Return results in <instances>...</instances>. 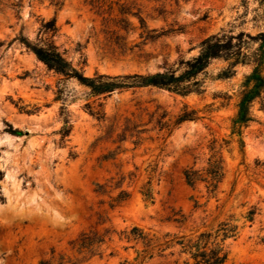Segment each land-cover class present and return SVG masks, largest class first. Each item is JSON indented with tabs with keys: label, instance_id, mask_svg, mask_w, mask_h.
<instances>
[{
	"label": "rangeland",
	"instance_id": "rangeland-1",
	"mask_svg": "<svg viewBox=\"0 0 264 264\" xmlns=\"http://www.w3.org/2000/svg\"><path fill=\"white\" fill-rule=\"evenodd\" d=\"M52 18L56 44L85 77L180 75L212 36L253 55L264 0H0V264H141L142 244L124 234L133 227L163 239L217 235L223 224L231 231L227 264H264L260 104L243 129L244 154L236 142L224 149L216 192L184 178L187 168L207 166L213 138L237 139L233 120L253 63L213 59L198 75L200 93L187 96L138 88L91 97L89 87L49 70L19 41L43 38L40 28ZM99 104L103 120L89 110ZM185 108L197 119L177 124ZM178 250L144 264H184L190 256Z\"/></svg>",
	"mask_w": 264,
	"mask_h": 264
},
{
	"label": "trees",
	"instance_id": "trees-1",
	"mask_svg": "<svg viewBox=\"0 0 264 264\" xmlns=\"http://www.w3.org/2000/svg\"><path fill=\"white\" fill-rule=\"evenodd\" d=\"M58 32L59 28L57 27L56 19L52 18L44 22L40 28L39 36H43V38L39 37L37 41H32L28 37H21L19 41L26 49L33 52L37 59L45 64L49 70L66 78H76L80 83L89 87L91 89V97H107L108 95H112L116 90L138 88H160L187 96L194 92L200 93L202 84L198 80V75L205 71L213 59L236 56L235 62L232 65L238 64L242 57L252 62L254 68L252 73L246 77L243 84L238 112L233 120L232 137H237V139L219 142L218 139L213 138L208 147L210 156L207 160V166L203 169H197L193 165L184 171V178L189 186L195 187L198 183L204 182L212 193L219 189L226 173V162L223 155L224 149L236 142L239 145L241 153L244 154L243 129L255 121L254 107L257 102L260 104V109L264 111V32L260 33L258 37L260 41L259 49L251 56L238 51L232 40H224L212 36L202 42L200 55L194 58L192 62H188L186 71L180 75H176L175 71L166 70L153 75H98L94 78L85 77L68 61L65 53L61 51L55 42ZM1 45L2 43H0ZM224 77H228V74H225ZM61 93L60 89L58 91L59 96ZM89 110L97 119L103 120L105 118L102 104H99V109H93L89 106ZM193 114L194 111H188L185 108L184 113L178 117L176 123L181 124L185 121L196 120L197 118ZM166 116V114L161 115L158 119V124L161 127H164L166 124L164 122ZM64 123V132L68 135L70 133L68 117H66ZM11 132L19 136L24 135L19 130L11 129ZM225 227L226 225L223 224L222 228L217 231V235H214L212 232H202L196 236L166 234L163 239L146 233L139 227H133L129 233L125 232L124 234L128 242H133L134 246L142 244L143 249L140 252L138 251L137 257V260H140L141 264L154 259L156 256H163L167 250L174 249H179V256H190L189 260H186L184 264H227L229 252L225 248L224 243L230 237L229 232L231 231H228ZM220 230H223L224 233L221 241H218ZM85 239V235L80 239L82 246L88 245ZM174 253L172 252L171 255H174ZM190 260H193V263ZM40 264L50 263L44 261Z\"/></svg>",
	"mask_w": 264,
	"mask_h": 264
},
{
	"label": "bare ground",
	"instance_id": "bare-ground-1",
	"mask_svg": "<svg viewBox=\"0 0 264 264\" xmlns=\"http://www.w3.org/2000/svg\"><path fill=\"white\" fill-rule=\"evenodd\" d=\"M15 193H19V189L15 187L14 189ZM30 197V196H29ZM55 219V218H54Z\"/></svg>",
	"mask_w": 264,
	"mask_h": 264
}]
</instances>
